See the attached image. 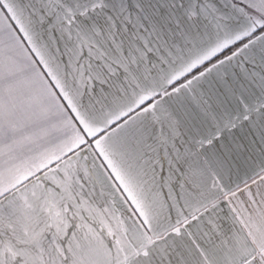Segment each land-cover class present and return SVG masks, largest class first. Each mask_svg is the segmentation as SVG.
I'll return each instance as SVG.
<instances>
[{"label":"snow or ice","instance_id":"6c2138e0","mask_svg":"<svg viewBox=\"0 0 264 264\" xmlns=\"http://www.w3.org/2000/svg\"><path fill=\"white\" fill-rule=\"evenodd\" d=\"M0 264H264V0H0Z\"/></svg>","mask_w":264,"mask_h":264}]
</instances>
